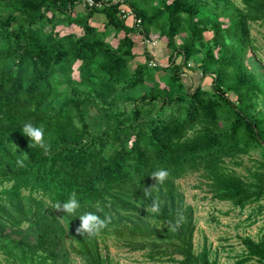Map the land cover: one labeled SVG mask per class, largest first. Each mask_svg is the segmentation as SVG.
Returning <instances> with one entry per match:
<instances>
[{"label":"trees","instance_id":"obj_1","mask_svg":"<svg viewBox=\"0 0 264 264\" xmlns=\"http://www.w3.org/2000/svg\"><path fill=\"white\" fill-rule=\"evenodd\" d=\"M241 1L130 3L142 19L140 32L163 39L170 50L166 56L147 49L146 60L132 66L136 28L120 16V4L0 0V256L6 264H64L67 237L68 250L87 264H115L101 243L107 236L146 251L150 261L217 264L207 245L195 251V210L176 181L203 170L220 200L245 207L264 197V68L250 25L264 22V0ZM97 12L106 15L104 29L92 23ZM72 27L81 30L65 32ZM113 32L116 45L108 39ZM29 122L44 129L47 150L22 133ZM251 155L262 168L257 181L226 164ZM159 169L169 173L163 183L151 177ZM73 192L76 213L58 210ZM88 212L109 219L96 235L82 236L78 216ZM242 243L240 264H264V237L245 236Z\"/></svg>","mask_w":264,"mask_h":264},{"label":"rangeland","instance_id":"obj_2","mask_svg":"<svg viewBox=\"0 0 264 264\" xmlns=\"http://www.w3.org/2000/svg\"><path fill=\"white\" fill-rule=\"evenodd\" d=\"M238 6L242 5L241 0H233ZM136 5V0H128ZM82 8V5L79 6ZM131 19V18H126ZM132 20V19H131ZM107 21L103 12L95 13L92 22L96 26L104 29ZM251 38L254 45L256 58L264 68V22H251ZM143 30V25L140 27ZM80 32L78 27L65 28ZM136 32H140L136 29ZM143 34V33H141ZM122 33L119 34V37ZM210 34H207L209 37ZM114 45L118 43V37L113 32L109 38ZM137 59L131 65L135 66L137 61L146 60V50L153 49L155 52L161 51L165 55L170 50L163 39L157 41H146L140 36H136ZM147 45V46H144ZM181 58L177 59L180 62ZM164 65H168L166 58ZM205 83H211V78H205ZM255 155V154H254ZM256 156V155H255ZM255 156H242L237 158H227L226 164L230 170L242 176L246 181H257L256 173L262 168L258 167ZM262 170L260 171V173ZM179 190L184 194L186 201L193 205L196 216L195 231V251L199 253L205 245L210 249V258L216 260L217 264H240L238 261L245 252L242 238L252 236L254 239L264 237V197L248 203L245 207L236 206L230 201H223L213 195L210 187V180L207 179L203 170L188 172L177 181ZM1 188V187H0ZM65 248L68 253L64 256V264H87L82 256L69 251V239H65ZM102 246L106 245L110 251L115 264H179L171 262H156L147 259L146 251H136L131 249L123 240L107 236L101 239ZM0 264H6L0 256ZM243 264H260L256 260H250Z\"/></svg>","mask_w":264,"mask_h":264},{"label":"clouds","instance_id":"obj_3","mask_svg":"<svg viewBox=\"0 0 264 264\" xmlns=\"http://www.w3.org/2000/svg\"><path fill=\"white\" fill-rule=\"evenodd\" d=\"M22 133L27 136L34 144L39 145L41 148L47 150L48 145L44 143L43 137L45 131L42 127L34 126L32 123H25L22 128ZM17 165L23 166V159H17ZM168 171L166 169H159L152 173L151 177H154L156 181L163 183L168 177ZM145 195H150L148 189H145ZM80 207V202L75 192L67 197L65 201L57 206L58 210H61L68 214L76 213ZM160 210L158 202L153 201L151 212L157 213ZM100 210L97 209V212ZM97 212H88L78 217L81 220L80 226L77 228V232L82 236H93L100 232L101 229L106 227L108 217L105 216L103 219L97 214Z\"/></svg>","mask_w":264,"mask_h":264},{"label":"built area","instance_id":"obj_4","mask_svg":"<svg viewBox=\"0 0 264 264\" xmlns=\"http://www.w3.org/2000/svg\"><path fill=\"white\" fill-rule=\"evenodd\" d=\"M108 1H111L112 3H118L120 4V16L124 19L131 18L132 23L136 29H140L142 25V19L137 15L134 7L128 2V0H80L82 6H103ZM143 38L146 39V41H151L149 38H147L145 35H143Z\"/></svg>","mask_w":264,"mask_h":264},{"label":"crops","instance_id":"obj_5","mask_svg":"<svg viewBox=\"0 0 264 264\" xmlns=\"http://www.w3.org/2000/svg\"><path fill=\"white\" fill-rule=\"evenodd\" d=\"M92 23H93V22H92ZM140 31H141V30H140ZM137 35L140 36V37L143 36V34H141V33H139V32H135V35H134V36L136 37ZM144 46H147V45H144Z\"/></svg>","mask_w":264,"mask_h":264}]
</instances>
